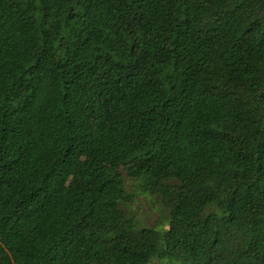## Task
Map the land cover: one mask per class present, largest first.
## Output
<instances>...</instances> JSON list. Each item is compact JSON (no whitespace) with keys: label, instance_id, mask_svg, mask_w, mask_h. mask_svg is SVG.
I'll use <instances>...</instances> for the list:
<instances>
[{"label":"trees","instance_id":"trees-1","mask_svg":"<svg viewBox=\"0 0 264 264\" xmlns=\"http://www.w3.org/2000/svg\"><path fill=\"white\" fill-rule=\"evenodd\" d=\"M30 262L264 264V0H0V264Z\"/></svg>","mask_w":264,"mask_h":264},{"label":"rangeland","instance_id":"rangeland-1","mask_svg":"<svg viewBox=\"0 0 264 264\" xmlns=\"http://www.w3.org/2000/svg\"><path fill=\"white\" fill-rule=\"evenodd\" d=\"M172 204V198L166 197L161 201H156L148 196L138 195L129 206L130 213H135L136 221L140 226H154L159 222L161 211L169 208ZM29 264H33L30 262Z\"/></svg>","mask_w":264,"mask_h":264}]
</instances>
